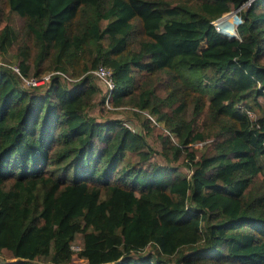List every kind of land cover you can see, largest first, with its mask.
I'll use <instances>...</instances> for the list:
<instances>
[{
    "label": "trees",
    "instance_id": "16d2710c",
    "mask_svg": "<svg viewBox=\"0 0 264 264\" xmlns=\"http://www.w3.org/2000/svg\"><path fill=\"white\" fill-rule=\"evenodd\" d=\"M234 6L237 35L215 29ZM6 52L84 73L0 63V264H69L76 235L82 264H264V0H0ZM97 63L142 131L88 113Z\"/></svg>",
    "mask_w": 264,
    "mask_h": 264
},
{
    "label": "rangeland",
    "instance_id": "374dc122",
    "mask_svg": "<svg viewBox=\"0 0 264 264\" xmlns=\"http://www.w3.org/2000/svg\"><path fill=\"white\" fill-rule=\"evenodd\" d=\"M171 1H177V0H171ZM238 9H240L239 6H234V7H230L228 10L220 13L217 17H215L214 19H212V22L215 26V28H217L220 31H223L229 35H237V32L235 30V25L236 23L239 21V15H238ZM17 22L15 23V28H18ZM25 39L27 40V43L29 45L28 50L30 53V56H34V54L36 53V49L34 44H32L30 37L26 36ZM16 43H14L12 46H14ZM3 56V57H1ZM0 56V59H5L7 61H9L11 64H14L15 61L13 56L10 55L9 52L4 53L3 55ZM9 59V60H8ZM43 63H46L47 60H43ZM68 75H71L70 77L76 79L77 77L81 76V74L84 73V71L80 74H73L70 71H65ZM43 73V72H42ZM158 76V75H157ZM28 77H30L28 75ZM152 77L154 78V74L148 75V74H136L135 75V84L139 87V84L146 80L149 82L150 79H152ZM159 77L161 80H165V76L162 74H159ZM72 79V80H74ZM94 82H97L99 84V82L97 81V79L93 78ZM155 79V78H154ZM166 81V80H165ZM70 81H67V83ZM21 84L24 85L25 82L21 80ZM100 86V84H99ZM98 86V87H99ZM101 86L99 87V91L92 97L91 100V104L90 106L87 108L88 113L94 115V117H96V119H102L104 117L107 116H116L121 118L129 127H131L132 129L135 130H140L142 131V124L140 122L141 117L137 116V114L133 111V109L129 106L130 104L127 103L126 101L122 104L119 105H110L109 107L103 103H101ZM258 100L260 101L261 104L264 103L263 97H258ZM258 109H253L250 110L249 109V115L250 116H254L257 115L259 112ZM153 131H149L148 132V136L147 139L149 141V143L154 147V150L151 153V159H155L158 161H163V158L161 157V155L159 154L158 150H159V145H158V141L156 139V136ZM212 136L211 135H207L205 136V138H203V140H199V141H194L192 142L190 145H192L193 147L196 148H200L202 149L205 144H207L209 141H211ZM256 161L260 164V173H264V153L262 154H258L255 156ZM177 160H172L170 161V163H176ZM182 169L183 166H180ZM71 243V249H72V254L70 257V260L68 261L69 264H82L83 263V259H81L80 257H78L75 254L76 249L78 248L79 245V235L74 236V238L72 239ZM7 257V253L5 251H1L0 252V260H10L11 258H6ZM44 257H39V258H34V259H28L27 260V264H39L42 262ZM225 264H232V263H225Z\"/></svg>",
    "mask_w": 264,
    "mask_h": 264
},
{
    "label": "built area",
    "instance_id": "2783aa9c",
    "mask_svg": "<svg viewBox=\"0 0 264 264\" xmlns=\"http://www.w3.org/2000/svg\"><path fill=\"white\" fill-rule=\"evenodd\" d=\"M214 19V18H213ZM211 23L213 24L212 20ZM214 26V24H213ZM215 27V26H214ZM217 29V28H215ZM0 63H3L5 65L10 66L11 68H13L18 75L21 77V79L25 82V83H30V84H37V83H42V82H46L48 80V76L51 72H56L58 74H60L62 77H64L66 80H72L74 78L70 77L67 73L59 70V69H54V70H48V71H44L43 73H41V75L37 76V77H25L23 76L18 68L17 65L15 64H11V63H7L4 62L0 59ZM87 71L91 72L93 74V76L97 79V81L99 82V84L101 85V92H102V99H103V103L106 106H110L109 102H108V96L109 93L111 91V88L114 85V80H113V76H112V69L108 64L105 63H97L95 66H93L92 68H88ZM152 118V117H150ZM71 246V244H70Z\"/></svg>",
    "mask_w": 264,
    "mask_h": 264
},
{
    "label": "clouds",
    "instance_id": "9594fccd",
    "mask_svg": "<svg viewBox=\"0 0 264 264\" xmlns=\"http://www.w3.org/2000/svg\"><path fill=\"white\" fill-rule=\"evenodd\" d=\"M71 244V243H70ZM71 247V246H70ZM72 248V247H71Z\"/></svg>",
    "mask_w": 264,
    "mask_h": 264
}]
</instances>
